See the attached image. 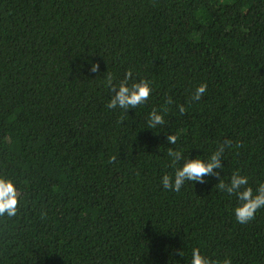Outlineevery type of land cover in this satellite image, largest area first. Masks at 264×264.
<instances>
[{"label": "trees", "instance_id": "trees-1", "mask_svg": "<svg viewBox=\"0 0 264 264\" xmlns=\"http://www.w3.org/2000/svg\"><path fill=\"white\" fill-rule=\"evenodd\" d=\"M129 70L149 99L109 109L106 73L119 86ZM229 139L219 177L163 187ZM234 173L264 183V0H0V177L20 193L0 264H191L197 247L264 264V209L240 224L215 187Z\"/></svg>", "mask_w": 264, "mask_h": 264}, {"label": "clouds", "instance_id": "clouds-1", "mask_svg": "<svg viewBox=\"0 0 264 264\" xmlns=\"http://www.w3.org/2000/svg\"><path fill=\"white\" fill-rule=\"evenodd\" d=\"M91 72L98 73L100 66L98 63H93ZM107 87L114 95L107 104L109 109H120L128 112L129 109H137L140 105L144 104L150 97L152 88L147 80H140L129 84V81L133 79V73L129 70L123 81H120L119 86L114 83V77L112 73L107 72L105 75ZM118 89V91H117ZM207 85L201 84L192 96L193 101H199L202 95L206 92ZM166 105L173 103L172 98L168 97ZM180 113L186 111L183 105H178ZM167 108L164 112H167ZM123 123V121H121ZM166 121L164 115L153 110L150 113L148 119V129L155 130L158 126H165ZM179 137L176 134H169L167 136L168 143L175 145L178 142ZM239 148L241 145H235ZM233 147L231 139L221 143L216 151L207 160L196 158L188 159L183 163V166L178 168L174 177L170 175H164L162 178V185L165 189L179 192L186 181L199 182L201 184L207 183L206 176L219 177L220 173L215 171L216 169H223V157L226 148ZM168 156L172 158V164L175 166L181 160L184 159L182 151L168 149ZM111 162H116V156L111 157ZM248 177L242 176L239 173H234L231 177L230 183H225L223 180H219V183L215 187L219 188L222 192H226L229 195H235L241 202L239 206L235 208V217L240 224H246L255 219V214L264 209V183H261L259 187L254 190L252 187H246L248 185ZM20 193L15 183L4 177H0V217L7 215L8 217H15L18 212ZM181 254V253H180ZM191 264H232L231 259H225L222 262L214 261L209 257L202 255L201 250L193 248Z\"/></svg>", "mask_w": 264, "mask_h": 264}]
</instances>
